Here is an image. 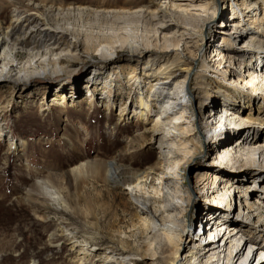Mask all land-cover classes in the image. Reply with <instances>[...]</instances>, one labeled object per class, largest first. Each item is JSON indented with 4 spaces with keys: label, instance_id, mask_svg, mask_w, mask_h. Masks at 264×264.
Returning <instances> with one entry per match:
<instances>
[{
    "label": "rangeland",
    "instance_id": "374dc122",
    "mask_svg": "<svg viewBox=\"0 0 264 264\" xmlns=\"http://www.w3.org/2000/svg\"><path fill=\"white\" fill-rule=\"evenodd\" d=\"M56 1L57 3H73V7L77 6L75 0ZM125 1L80 0L79 3L90 9L105 8V10L114 11L124 5L136 3L149 5L150 8L155 9L158 3V0H131L126 4ZM163 1L167 3L168 0H161L162 3ZM181 1L189 2L188 0ZM210 1L215 9V19L210 27L218 26L221 32L222 30L231 32V20H237L234 18L237 15H241L240 18L244 21L250 22L255 16L256 22L262 21L261 24H264V4L259 2L261 0ZM255 1L257 7L252 5L248 9L247 4ZM38 7L39 3L34 1L0 0V33H7L10 28L22 24V16ZM50 8L51 6L48 5L45 10ZM52 8L55 10L57 6ZM16 15H20L21 18L18 19ZM40 22L44 23L43 20ZM52 25L54 26L51 23L47 28L48 32L55 30V26ZM263 26L261 25V28ZM38 27L30 23L22 26L23 30H28V32L36 31ZM203 29L204 34L210 32L207 27ZM66 36L72 41L75 40L72 34L68 33ZM221 36L213 38L212 42L218 45L225 44ZM230 37L234 38L231 35ZM235 40L231 41L235 42ZM198 44L203 54L199 57L208 58L209 54H212V50L211 53L206 52L210 46H206L205 41H200ZM232 48L235 49L232 50L231 56L234 57L237 53L236 58L240 57L241 59H238L245 65L252 63L256 66V63H253L255 57L250 60L249 54L245 57L240 55L243 51L248 52L247 50L250 49L244 40H240ZM263 50L250 49L249 51H257V55H263ZM81 53L82 60L75 61L72 67L56 72H42L39 76H34L29 80L30 82H20V86H13V82L3 77L0 79V264H96L102 258L115 261L117 257L124 254L123 245L115 240V236L113 240L99 234L94 235V239L87 235L92 231L88 229L82 214L88 208V204L95 209L94 211L100 218L106 220L104 222L114 223L112 235L121 239L126 238L136 244L133 236L117 231L118 228L123 230L129 220L124 211L129 208L137 211L134 208L136 206L130 202L136 201L134 194L130 195L125 189L119 191L109 184L105 186L102 182H93L92 179L83 181V178H80L76 181L71 170L85 162L95 163V166L101 168L104 163L112 160L125 170H142L158 166L161 161L159 145L161 141L159 142V139L162 136L158 134L154 139L151 134L155 115L159 110L157 105L161 100L156 106L153 104V108L146 112L147 115L139 114L137 103L139 93L143 94V101H146L151 94V84L144 78L139 80L133 77V70L139 75L143 65L129 61L131 55L127 51H118L111 55V60H102L94 52H86L83 48ZM199 57L196 61L200 64L202 62ZM142 59L139 58L140 61ZM18 60H23V55L20 54ZM236 66L233 63L230 66L233 75L228 73L226 78L219 79L220 88L227 89L233 95L231 105L240 116L245 118L258 115L264 118V101L262 98L259 99V96L264 94L258 89L254 91L250 86L238 80L235 81L236 84H232V81L236 80L237 72H234L238 69ZM222 67L218 66L220 71H223ZM96 68L99 70H95ZM205 74L203 81L198 80L196 75L194 80H191L193 86L190 97L195 101L192 104L195 113H192L196 121L198 120V126L200 103L197 104V101L202 95L205 96L199 89V85L201 82L205 85L202 90H208L211 86L210 79H208L211 73L206 72ZM171 80H173L172 77L166 80L164 87L168 86ZM170 87L173 86L167 88ZM109 89L112 90L111 95L107 96ZM215 92L212 89L208 99L201 104L202 108H207L211 104L218 109L223 106L222 96L219 97V93ZM185 104L189 106L191 103L186 102ZM248 125L251 129L258 130L252 134L254 142H264V123L260 120H252L248 121L245 127ZM183 126L189 129V135L194 133L191 123ZM235 128L238 130V126L231 124L228 130L223 129L220 138L233 135L237 132ZM210 135L211 133L201 136L202 148L195 158L197 166L211 167L214 172L220 173V176L228 174L230 177L238 178L240 182L243 181L241 194L245 198H249V195L254 192V196L260 199H257V203L259 204L261 200L264 202V159L259 160L258 158L259 161L248 165L242 163L243 161L233 162L231 159L223 158L215 148H212V145L215 147L217 140L211 141ZM233 138L236 139V137ZM165 145L169 148L167 143H163V146ZM168 148H161L162 153L168 151ZM167 151L164 154H166V159H170L166 160L169 164L172 160L170 155H175L173 152L176 151L174 148H171V154ZM164 166L162 162L161 167ZM191 169L187 166L178 170L177 184L182 183L185 188L195 189L198 184V174L195 172L197 168L195 171ZM156 174L160 176L158 172ZM40 182L42 183L39 184ZM154 183L157 184L158 180H154ZM45 185L60 191L71 209L66 212L59 211L56 214L46 208L50 205V199L42 189ZM234 194V198L230 197V201L232 208H235L236 204V210L231 213L228 207H222L221 222H224L225 218L237 219L240 221L236 225L239 226L238 230L248 222L249 226L244 233L245 236L255 237L256 246L261 247V242H264L263 226L257 227L253 221L264 217V206L262 209H256L254 205L252 210L246 211L240 208L238 210L236 199L239 195ZM77 195L82 198L78 205L75 204ZM139 202L141 205L142 201ZM209 209H211L210 202L192 194L187 210L190 214L191 225H195L203 215H207ZM252 211L254 218L251 217ZM245 216L250 219L246 221ZM107 231L104 229L103 233ZM125 231L128 232V229ZM205 236L207 237V233H204ZM67 242L70 243L66 244ZM261 249L264 250V247ZM166 255L164 258L147 259L144 262L141 259L142 256L131 258L138 260L140 264H165ZM261 256L262 254L255 259L260 264H264ZM169 261L167 260L166 264H169ZM211 264L218 263L212 262Z\"/></svg>",
    "mask_w": 264,
    "mask_h": 264
},
{
    "label": "bare ground",
    "instance_id": "6f19581e",
    "mask_svg": "<svg viewBox=\"0 0 264 264\" xmlns=\"http://www.w3.org/2000/svg\"><path fill=\"white\" fill-rule=\"evenodd\" d=\"M26 1L38 2L39 7L29 14L21 15L23 19L21 25L10 28L8 32L6 31L7 33H0V79L2 77L8 79L16 87L20 86V82H27L42 72H56L72 67L75 61L82 60V48L86 52H94L102 60H111V55L118 51H127L131 55L129 61L143 65L139 75L132 69L133 77L139 80L144 78L151 84V94L146 101H143V94L139 93L137 101L139 114L147 115L146 112L153 108V104L156 106L161 100L157 105L159 110L155 115L151 134L154 139L158 134L162 136L159 139L161 161L158 166L142 170H125L112 160L104 163L101 168L95 166V163L85 162L71 170L76 181L80 178H83V181L92 179L93 182H102L105 186L109 184L119 191L125 189L127 193L134 194L136 197V201L130 202L136 206L134 208L137 211L126 209L124 212L127 213L129 220L123 230L117 229L121 234L128 233V236H133L136 244L126 238L121 239L112 235L114 223L104 222L106 220L100 218L89 204L86 211L84 210L82 216L88 229L92 231L87 233L91 239H94V235L97 234L113 240L116 237L115 240L123 245L124 254L121 256L117 254L119 257L115 261L102 258L96 264H140L138 260L131 257L142 256L141 259L144 262L147 259L164 258L165 254H167L165 264L167 260H170L169 264H211L212 262L241 264L240 259L244 257V254L246 255L243 260H247L245 263L260 264L255 258L260 254L264 256V250L261 249L264 247V242H261V247L256 246L255 237L245 236L249 223L247 222L242 229L238 230L239 226L236 225L240 221L237 219L225 218L224 222H221V219L223 218L222 207H228L231 213L235 212L236 204L235 208H232L230 201L234 193L239 195L236 199L238 210L239 208L246 211L252 210L254 205L256 209H262L264 202L261 200L258 204L257 199H260L254 196V192L249 195V198H245L241 194L243 181L240 182L238 178L230 177L228 174L220 176V173L214 172L211 167L197 166L195 158L202 148L201 136L211 133V141L217 140L215 147L212 145V148H215L223 158L231 159L233 162L243 161L242 163L248 165L254 164L258 158L264 159V142H254V136H252L258 130L251 129L249 125L245 127V124L252 120H260L264 123V118L258 115L245 118L240 116L231 105L233 95L219 86V79L226 78L228 73L233 75L232 69L230 70L233 63L238 69L234 70L237 73L236 80H231L232 84H236L238 80L254 91L258 89L264 94V54L257 55V51H249L264 49L262 19L258 23L255 16H251L254 20L250 22L244 21L240 18L241 15H237L234 17L237 20H231V32L223 30L221 32L218 26L210 27L215 19L214 5L210 0H188L187 3L181 0H168L167 3L164 1L162 3L158 0L155 9L150 8L149 5L136 3L124 5L115 11L105 10V8L90 9L81 5L80 0H75L77 5L75 7L73 3H57L56 0ZM129 1L131 0H126L125 4ZM259 2L264 4V0ZM256 4V1L249 2L248 9ZM48 5L51 8L45 10ZM54 6H57V9L54 10L52 8ZM234 13L235 11L233 16ZM17 17L21 18L20 15ZM41 20L44 23H41ZM50 22L55 26L53 32H48L47 29L51 25ZM26 23L39 27L36 31H24L22 26ZM204 27L209 28L210 32L204 34ZM68 33L72 34L75 40L67 38ZM220 35L225 44L218 45L212 42L213 38ZM230 35L236 39L235 42L231 41L233 39ZM240 40H244L250 48L248 52L243 51L240 55L245 57L249 54L250 60L255 57L253 63H256V66L252 63L245 65L240 57H238L240 59L236 58L237 53L234 57L231 56L232 50L235 49L232 46L238 44ZM200 41H205L206 46H210L206 52L211 53L212 50V54H209L211 58L199 57L202 54L198 44ZM20 54L23 55V60H18ZM197 57L202 63L199 64L196 61ZM139 58L143 59L140 61ZM17 61L18 63L15 64ZM218 66H223V71H220ZM207 68H213L215 71L207 70ZM193 70L194 76L196 75L200 81L204 80L206 72L211 73L208 78L211 83L210 88L202 90L205 85L203 82L199 85V89L205 95L196 100L197 104L200 103L199 126L198 120L196 121L192 113L194 98L189 96L191 103L189 106L181 101V96L185 97L183 95L185 82L189 89L193 86V83L188 80ZM171 77L173 82L176 81L173 87H164L166 80ZM167 89L168 96L163 94ZM212 89L216 91L215 93H219V97L222 96L223 106L218 109L211 104L207 108H202L201 104L208 99ZM111 91L109 89L107 96L111 95ZM261 98L264 101V95H260L259 99ZM195 111L197 113V109ZM188 123H191L194 128L192 135H189V129L183 126ZM231 124L238 126V130L235 128L237 132L221 139L222 130H228ZM163 143H167L169 148L166 145L163 146ZM164 147L168 148L166 151L169 154L172 153L171 148L176 151L173 152L175 155H170L172 160L169 164L164 154L166 151L164 150V153L161 151ZM162 162L164 167H161ZM187 166L193 171L197 168L195 172L198 174V184L195 189L185 188L182 183L176 182L178 170ZM154 180H158V183H154ZM42 189L50 199V205L46 208L56 214L59 211L66 212L71 209L60 191L46 185ZM192 194L211 203L208 214L203 215L195 225H191L190 214L187 213ZM81 199V196L77 195L75 204L78 205ZM139 199L142 201L141 205ZM72 209L74 210V207ZM251 217L254 218L253 211ZM248 218L245 216L246 221ZM253 224L257 227L263 226L264 231V217L253 221ZM104 229L108 231L103 233ZM125 229H128V232ZM211 230L220 234V239L206 242L204 233ZM220 240L224 241L221 249L217 245ZM68 243L70 242L66 244Z\"/></svg>",
    "mask_w": 264,
    "mask_h": 264
}]
</instances>
